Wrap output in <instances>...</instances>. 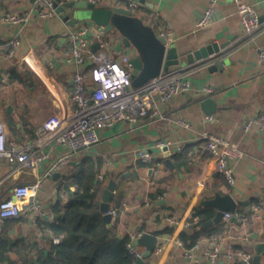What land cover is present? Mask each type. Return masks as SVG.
I'll use <instances>...</instances> for the list:
<instances>
[{
  "label": "crops",
  "instance_id": "obj_1",
  "mask_svg": "<svg viewBox=\"0 0 264 264\" xmlns=\"http://www.w3.org/2000/svg\"><path fill=\"white\" fill-rule=\"evenodd\" d=\"M34 1L0 0V122L6 126L10 144L19 147L30 144L37 148V129L44 121L54 114L70 118L75 113L73 79L77 66L67 59L70 34L92 25L86 20L69 25L60 14L42 17ZM147 1L149 5L136 0H97L102 6L122 3L130 6L133 2L130 6L133 14L141 16L159 35L167 34L169 42L181 53L213 42L227 43L226 46L221 54H212L207 60L179 66L192 67V88L163 106V112L170 118L142 117L136 122L125 120L106 128L100 132L99 142L74 154L71 161L55 172H59L58 176L55 173L46 176L39 196L51 211L49 218L36 224L28 217L15 219L9 232L13 241L10 259L0 264H25V253L37 262L40 251L50 249L54 243L46 229L52 228V208L59 198L66 201L71 184L70 179L63 177L85 160L98 169L100 203L110 181L114 179L117 183L110 204L111 210H119L110 226L114 233L119 237L130 235L133 239L145 232L159 237L156 248L161 246L163 250L154 251L151 258L146 256L145 246L137 247L152 264H196L185 257V248L177 241L182 231L193 232L197 222H207L216 216L215 207L201 202L215 197L217 192L233 194L238 203L236 211L246 220L222 218L207 227L204 222L198 239L202 245L209 246L210 237L219 234L226 247L233 244L254 253L252 243L264 239V130L244 129L246 119L264 109V69L258 55L259 47L264 44V0H247L255 4L263 22L254 37L243 35L238 7L232 0H218L214 19L203 27L197 22L213 4L211 0ZM24 12H31L26 24L3 18L9 13ZM14 38H19L21 43L16 53L9 56L6 43ZM98 39L91 36L93 51L100 49L92 47ZM125 49L119 52L110 47L114 57L123 52L132 57L134 51ZM222 54L227 61L222 68H215ZM91 69L90 64L85 66L93 89L96 85ZM208 87L213 90L209 91ZM207 97L215 101L211 112L202 105ZM207 115L213 118L208 120ZM177 117L189 121L191 128L177 123ZM206 131L229 138L244 152L232 161L234 183L218 171L203 137ZM160 141L171 143L169 164L165 163V150L158 146ZM65 150L59 146L36 169L23 167L16 157L0 156V201L10 197L16 185L30 184L43 177ZM140 150L151 152L153 159L140 158ZM210 211H215L213 218L209 217ZM168 216L178 217L181 225L174 226ZM185 222L191 225L186 227ZM170 228L174 231H168ZM197 255L200 264H209L202 250ZM233 263L243 264L244 260H225V264Z\"/></svg>",
  "mask_w": 264,
  "mask_h": 264
},
{
  "label": "built area",
  "instance_id": "obj_2",
  "mask_svg": "<svg viewBox=\"0 0 264 264\" xmlns=\"http://www.w3.org/2000/svg\"><path fill=\"white\" fill-rule=\"evenodd\" d=\"M69 0H61L60 4ZM97 2V0H89ZM209 6L197 25L207 26L216 15L215 3L218 0H211ZM237 4L240 14L242 32L245 37H254L263 25L261 16L255 4L247 0H232ZM121 4V3H119ZM134 3H130L133 6ZM121 6L130 7L121 4ZM34 7L42 17H50L57 12L55 0H35ZM31 17V12L22 14L9 13L3 16L7 22L15 24H26ZM91 27L83 26L70 34L71 47L67 59L77 66L73 79V100L76 110L72 117H62L54 114L44 121L38 129L37 148L30 144L19 147L10 144L7 138L6 126L0 122V156L6 155L16 157L23 167L36 169L55 152L59 146L65 148V152L58 157V160L48 169L43 177L38 178L30 184H19L13 188L12 195L0 201V230L4 228L10 219L22 217L30 218L35 224L41 220H47L51 211L47 208L44 200L39 196V190L43 185L46 176L55 173L60 167L71 161L74 154L89 148L99 142L100 132L106 128L113 127L121 121L136 122L142 117L152 119H166L169 115L163 112L166 105L176 95L192 88L190 76L192 67H176L167 72L162 71L157 77L152 78L140 87L133 85V67L130 62L131 56L123 52L121 56L114 57L110 50V41L100 37L101 46L99 50L91 49ZM168 38L167 34L162 33ZM20 39L14 38L6 43L9 48V56L16 53L20 46ZM127 50V48L125 49ZM259 60L264 69V44L258 49ZM90 64L91 77L96 87L92 89L88 80V73L85 66ZM212 91V87H208ZM208 120L213 115H207ZM175 121L185 128H191V123L181 117ZM244 129L250 132L255 129L264 130V109L257 114L248 117L244 123ZM203 137L207 141V148L214 157L218 171L223 174L230 183L236 181L232 161L241 157L244 152L239 145L229 138L220 135L204 132ZM170 141H160L158 146L170 148ZM49 147H46L48 146ZM140 158L151 161L153 154L147 150L138 151ZM102 176V175H101ZM113 216L119 213L118 209L109 210ZM237 218L245 221L237 211H226L223 219ZM167 219L174 225L180 226L182 220L175 216H168ZM190 222H185L189 227ZM46 234L54 244H60L65 239V234L56 233L52 228L46 229ZM140 234L138 237H140ZM137 237V238H138ZM136 238V239H137ZM133 239L128 245L130 250L138 256L145 257L144 252L138 250ZM185 248V257L200 264L201 259L197 251L202 250L207 257L209 264H225V260L241 258L243 264H253L251 259L253 253L246 249L234 246H225L221 235L215 234L210 237L209 246L204 247L201 240L196 241L193 246L187 247L184 241L179 238L177 241ZM163 250V247L156 248V252ZM240 264V263H233Z\"/></svg>",
  "mask_w": 264,
  "mask_h": 264
},
{
  "label": "water",
  "instance_id": "obj_3",
  "mask_svg": "<svg viewBox=\"0 0 264 264\" xmlns=\"http://www.w3.org/2000/svg\"><path fill=\"white\" fill-rule=\"evenodd\" d=\"M61 0H55L57 12L69 25H75L81 20L91 23L92 28L90 36L98 38L105 37L110 41L112 50L121 52L124 48L134 51L131 57L133 67V85L140 87L152 78L157 77L162 71L167 72L174 66H180L185 63L193 65L197 60H207L213 54H221L222 49L227 43L213 42L204 45L191 52L181 53L178 47L171 44L167 37L159 35L155 29L146 23L144 19L133 14L130 7L113 5L102 6L98 2L89 0H69L60 4ZM143 4H148L147 0H136ZM101 40L93 44V48L100 47ZM227 59L222 54V59L217 66L222 68ZM212 69V67H211ZM215 101L207 97L202 101V105L208 112L214 110ZM213 106V107H212ZM212 107V108H211ZM165 150V163H171V152L168 146ZM59 172L55 173L58 176ZM116 181L112 179L102 194L100 204L104 213V219L109 226L112 225L113 215L109 211L113 191L116 188ZM204 206H211L217 209L216 216L204 223V226L219 223L226 211H236L238 203L231 193H216L215 197L201 202ZM159 237L155 234L145 232L135 240L137 246L146 247V255L151 256L157 246ZM253 264H264V239L256 240L252 243ZM145 257L138 256L137 264L146 263Z\"/></svg>",
  "mask_w": 264,
  "mask_h": 264
},
{
  "label": "trees",
  "instance_id": "obj_4",
  "mask_svg": "<svg viewBox=\"0 0 264 264\" xmlns=\"http://www.w3.org/2000/svg\"><path fill=\"white\" fill-rule=\"evenodd\" d=\"M97 173L96 166L85 160L70 175L63 177L71 180L67 199L59 198L53 206L54 221L50 225L56 233L65 234V239L60 244H53L46 252L40 251L37 262L28 253H22L25 264H137L138 255L128 246L133 238L130 235L117 236L104 219L97 196L100 187L96 182ZM214 216L215 211H210L209 217ZM14 221L8 220L0 230L2 262L10 259L13 241L9 232ZM204 222H197L193 232L184 230L180 233L187 247L193 246L199 239V230ZM143 264L152 263L148 260Z\"/></svg>",
  "mask_w": 264,
  "mask_h": 264
}]
</instances>
